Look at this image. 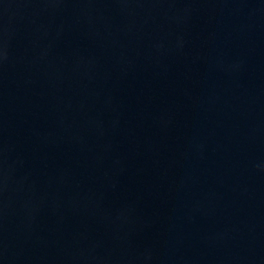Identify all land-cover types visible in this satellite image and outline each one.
<instances>
[{
  "label": "water",
  "instance_id": "95a60500",
  "mask_svg": "<svg viewBox=\"0 0 264 264\" xmlns=\"http://www.w3.org/2000/svg\"><path fill=\"white\" fill-rule=\"evenodd\" d=\"M0 264H264V0H0Z\"/></svg>",
  "mask_w": 264,
  "mask_h": 264
}]
</instances>
